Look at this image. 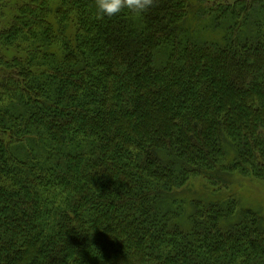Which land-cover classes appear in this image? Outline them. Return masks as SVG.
Instances as JSON below:
<instances>
[{"label":"trees","instance_id":"trees-1","mask_svg":"<svg viewBox=\"0 0 264 264\" xmlns=\"http://www.w3.org/2000/svg\"><path fill=\"white\" fill-rule=\"evenodd\" d=\"M199 1L103 20L93 0L16 1L0 264H264L259 207L178 196L197 178L219 193L221 172L264 185V0Z\"/></svg>","mask_w":264,"mask_h":264},{"label":"rangeland","instance_id":"rangeland-1","mask_svg":"<svg viewBox=\"0 0 264 264\" xmlns=\"http://www.w3.org/2000/svg\"><path fill=\"white\" fill-rule=\"evenodd\" d=\"M6 1H10V3L5 4ZM16 1L0 0V25L2 23L5 24V21L12 15ZM197 8H202V11H206L207 6L202 7L200 6V1L195 0L194 3L192 2L190 8L191 14ZM188 20L189 27L199 34L201 26L204 23L203 19L198 18L196 20L193 17ZM220 175L223 180L227 181L228 186L219 193H215L214 188L206 183L203 178H197L179 190V199L189 202L198 198L204 200L216 197L227 198L229 195L234 194L239 202V207H242L243 210H250L252 209L250 206H257L259 207V213L264 217V185H258V183L252 182L254 180L239 176L238 174L221 172ZM182 190H184V193L181 192Z\"/></svg>","mask_w":264,"mask_h":264},{"label":"clouds","instance_id":"clouds-1","mask_svg":"<svg viewBox=\"0 0 264 264\" xmlns=\"http://www.w3.org/2000/svg\"><path fill=\"white\" fill-rule=\"evenodd\" d=\"M97 20L119 16L125 12L139 17L154 7L156 0H93Z\"/></svg>","mask_w":264,"mask_h":264}]
</instances>
